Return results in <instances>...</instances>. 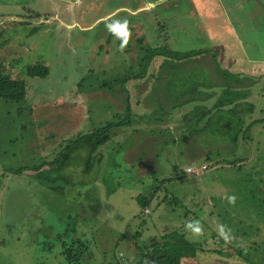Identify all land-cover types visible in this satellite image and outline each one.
I'll return each instance as SVG.
<instances>
[{"label":"rangeland","instance_id":"rangeland-1","mask_svg":"<svg viewBox=\"0 0 264 264\" xmlns=\"http://www.w3.org/2000/svg\"><path fill=\"white\" fill-rule=\"evenodd\" d=\"M9 4L5 9L0 0V30H7L12 40V48L0 58V264H69L63 251L73 239L88 246L81 264L140 263L136 243L174 230L210 249L245 248L260 240L255 233L262 224L264 240V207L259 204L264 198V102L257 98L263 88L247 98L257 103L254 112L242 114L247 124L262 122L252 127V139L240 140L233 153L229 122L190 136L183 111L164 117L165 122L161 114L149 113L155 91L165 86L188 90V83L198 79L188 69L172 70L170 61L168 80L165 74L153 86L144 77L128 82L133 102L140 100L133 125L117 129L98 149L103 159L90 173L84 172L81 150L62 170L37 177L51 170L50 162L59 153L54 167L62 163L60 151L70 140L114 120L116 109H125L121 85L114 94L97 89L105 80L119 84L116 78L139 72L145 49L164 43L180 51L215 48L223 64L233 61L236 69L241 65L264 74V0ZM25 9L41 13V18H31ZM29 18L32 24H22ZM121 29L130 33L123 49ZM82 78L86 91L74 93ZM127 135L134 138L125 151L117 141ZM142 150L148 156L140 161ZM212 150L221 153L206 159V151ZM244 157L248 161L242 170L239 163H227ZM34 163L41 167L36 170ZM189 165L194 172H185ZM160 184L143 208L139 196H150ZM256 187L261 191L255 193ZM167 195L182 203L169 204ZM233 196L234 204L229 202ZM221 229L227 241H220ZM181 264L248 263L237 255L206 251Z\"/></svg>","mask_w":264,"mask_h":264},{"label":"trees","instance_id":"trees-1","mask_svg":"<svg viewBox=\"0 0 264 264\" xmlns=\"http://www.w3.org/2000/svg\"><path fill=\"white\" fill-rule=\"evenodd\" d=\"M4 8L6 9L5 5ZM25 10L31 13V18H41V13L31 9ZM32 22L33 20L29 18L22 21V24L30 25ZM163 26L161 22V27ZM164 38L165 41L168 40V37L164 36ZM10 42H12V40L7 38V30L1 29L0 58L3 56V53L7 50L9 52V49L12 48V43ZM144 52L146 54L137 65V67L140 68L139 72H132V75L127 72L125 76L116 78L115 80L121 81L119 84L115 81L111 82L105 80L103 88L97 89L114 94L116 86L121 85L126 92L125 109L119 111V109L115 108L116 111L113 115L114 120H106L103 124L98 127L96 126L88 133L81 134L77 138L70 140L60 151L63 153L62 163L54 167L55 160L60 154L59 153L50 162V165H52L51 170L40 172L37 177L62 170L70 158L81 150H83L82 159H84V172L90 173L95 164L100 163L103 159L102 153H97L98 149L116 136L117 129L133 125L135 103H140V100L138 99L137 102H133L132 92L127 87L128 82L131 79L138 80L144 77L145 84L150 83V85L153 86L155 83L164 80L165 74L168 80L169 76H171L169 68H166L168 61L174 65L172 70H177L178 73V71L185 72V70L188 69L189 74H191L192 77L197 76L198 79L188 83V90L185 88L186 86H182V88L178 90H176L175 86L170 90L168 88L166 89L167 86H165L161 91H155L151 95L152 100L150 105L153 110L149 112L150 114H161L159 118H162L161 120L165 122L166 119H164V117L177 111H183L181 118L186 124V133L189 132L190 136L199 133L203 134L209 130H214L215 127H225L229 122V125L232 126V131L228 140L232 144L233 153L239 149L238 143L240 140L248 143L252 139V127L262 122V119H257L247 124L242 114L245 112H254L257 108V103L249 101L247 98L254 97L255 93H253V91L256 90V88H259L258 90L263 88L264 90V74L243 70L241 65H238L239 67L236 69L233 65H237V63L233 61L223 64L220 61V52L215 48L180 51L164 43V45L145 49ZM157 57H161V61H159ZM187 64H189V66H187ZM131 68L134 69L135 67L132 66ZM150 70L152 71L150 72ZM165 70L166 72H164ZM156 74L158 77H156ZM83 80L82 78L78 82L77 87H79L74 90V93L80 94L86 91L84 90V84H82ZM259 92L257 98L263 99L264 102V91ZM226 114H228L226 117L227 120L223 117ZM126 138L122 141H120L121 139L117 141L120 148L125 151L129 150L128 143L129 141H133L134 136L127 135ZM216 151H206L204 156H206V159H211L215 153H221V150ZM76 155L81 156L78 153ZM147 156V151L142 150L138 160L143 161ZM247 161L248 159L244 157L242 159L228 161L227 163L229 165H236L239 163V169L242 170V167L246 166ZM33 165L36 170L41 167V164L37 165L34 163ZM166 181L167 179L162 180V182ZM161 186L160 184L154 189L150 196L146 197V193L145 195L141 194L139 196V201L143 208H146V206L150 204L152 198H154L161 189ZM252 191L254 192V190ZM259 191H261L260 187H256L255 193ZM164 199L168 201L169 204L182 203V200L175 195L171 198L167 195ZM259 204L261 207H264V198L260 200ZM262 230L261 224V226L257 227V232L255 233V236L260 237V240L252 241L248 246L249 248L229 246L219 249H210L204 245L198 244L188 239L184 232L180 230L170 231L161 236H152L149 240L141 244L136 243L137 252L135 256H141L140 263L137 262L136 264H181L183 259L195 258L199 252L206 251H211L219 255H237L248 264H264V240L262 239ZM139 234L140 233H137V235ZM239 234H241L240 231H237V235ZM215 235L218 236L217 233ZM220 241H224V238H221ZM72 242L73 245L66 247L63 253L66 255L69 264H81V260L87 256L84 247L88 248V246L78 243L76 245L74 239ZM247 248L248 250H246ZM133 258L134 255H132V260Z\"/></svg>","mask_w":264,"mask_h":264},{"label":"clouds","instance_id":"clouds-1","mask_svg":"<svg viewBox=\"0 0 264 264\" xmlns=\"http://www.w3.org/2000/svg\"><path fill=\"white\" fill-rule=\"evenodd\" d=\"M122 35L124 36V39H123V42H122V45H121V48L123 49V47H125L128 43V38L130 37V33H127V32H123ZM235 197H229V202L230 203H235ZM189 227H191V225H189ZM194 232H196L197 234H202V230L200 228H196L194 229ZM221 235L224 236V239L227 241L228 240V236L224 234L223 230L221 229Z\"/></svg>","mask_w":264,"mask_h":264},{"label":"crops","instance_id":"crops-1","mask_svg":"<svg viewBox=\"0 0 264 264\" xmlns=\"http://www.w3.org/2000/svg\"><path fill=\"white\" fill-rule=\"evenodd\" d=\"M13 4V3H12ZM4 5L5 6H10L11 4H9V0H4ZM16 6H23L21 3H18L17 1H16Z\"/></svg>","mask_w":264,"mask_h":264},{"label":"built area","instance_id":"built-area-1","mask_svg":"<svg viewBox=\"0 0 264 264\" xmlns=\"http://www.w3.org/2000/svg\"><path fill=\"white\" fill-rule=\"evenodd\" d=\"M186 172H189V173L194 172L193 167H192V166H188V167H186Z\"/></svg>","mask_w":264,"mask_h":264},{"label":"snow or ice","instance_id":"snow-or-ice-1","mask_svg":"<svg viewBox=\"0 0 264 264\" xmlns=\"http://www.w3.org/2000/svg\"><path fill=\"white\" fill-rule=\"evenodd\" d=\"M121 32L123 33V30L121 29Z\"/></svg>","mask_w":264,"mask_h":264}]
</instances>
